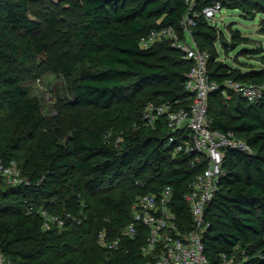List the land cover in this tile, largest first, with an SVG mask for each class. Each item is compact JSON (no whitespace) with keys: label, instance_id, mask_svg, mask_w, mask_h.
<instances>
[{"label":"trees","instance_id":"1","mask_svg":"<svg viewBox=\"0 0 264 264\" xmlns=\"http://www.w3.org/2000/svg\"><path fill=\"white\" fill-rule=\"evenodd\" d=\"M29 1L0 0V109L15 119L9 133L3 132L8 137L0 141V158L15 160L31 183L2 184L0 176L4 185L0 186V250L12 264H154L152 257L139 252L145 232L133 242L122 240L115 251L101 248L96 236L103 229L109 238L119 236L131 220L137 196L167 184L173 188L182 223L189 228L183 194L202 167H190L183 154L173 156L165 145L170 130L162 121L155 128L143 125L141 115L149 101L189 106L192 93L184 83L191 62L167 42L146 49L138 45L140 36L157 27L159 19L178 27L187 9L185 0H139L131 8H126L124 0H78V10H72L80 19L74 30L78 47L71 59L58 57L53 71L70 76L78 67L94 64L95 70H87L70 85V106L107 110L126 102L131 104L137 128L111 132L110 138L100 130L71 129L67 144L49 139L48 147L38 143L26 147L37 139L41 117L12 67L20 52L10 39L21 36L41 54L61 16L47 10L31 17ZM239 2L249 0H226L223 7L241 9ZM213 31L214 26L201 16L193 34L199 48L209 54L207 74L221 84L230 77L213 67L217 39ZM147 87L152 92L145 95L142 91ZM207 103L212 127L233 131L253 152L228 149L225 153L219 189L205 210L204 254L212 264L219 263L221 253L232 256L234 264H264V96L252 104L235 94L226 99L219 88L209 93ZM228 106L234 114L228 113ZM251 109L256 118L248 114ZM223 115H230L233 123L222 119ZM117 135L121 141L115 143ZM74 172L85 177L82 186L74 180ZM113 183L127 188L118 197L98 198L111 210L108 218L78 198L81 189L94 196ZM68 188L61 207L54 210L49 200L56 190ZM42 208L60 216L70 213L71 218L62 228L52 225L44 230L39 215Z\"/></svg>","mask_w":264,"mask_h":264},{"label":"built area","instance_id":"2","mask_svg":"<svg viewBox=\"0 0 264 264\" xmlns=\"http://www.w3.org/2000/svg\"><path fill=\"white\" fill-rule=\"evenodd\" d=\"M226 0H185L186 12L180 25L163 24L140 36L138 45L142 49L150 48L159 42H167L191 62L186 74L184 87L192 93L188 107H176L169 101H149L142 110L141 123L155 128L162 121L171 134L165 141L172 155L188 156L190 167L201 165V171L188 184L183 194V203L187 206L189 228L182 223L177 211V200L171 185H164L158 191H146L138 195L131 206V220L121 228L119 236L109 238L107 230L97 232V244L106 251H115L121 241L133 242L145 232V240L139 246L143 257H152L154 264H212L204 254L203 234L207 228L205 210L219 189L223 175L222 163L228 149L252 153V147L233 131H221L212 127L207 116L208 95L222 88L226 99L239 95L247 102L256 104L264 96V86L232 79L219 84L207 74L209 54L199 48L193 30L202 16L213 25L216 14L222 11ZM110 132L107 138H110ZM121 141L117 135L115 143ZM0 176L9 185H30L15 160L4 162L0 158ZM28 206V212L32 211ZM42 228L50 229L65 226L71 214L62 216L40 209ZM73 220V219H72ZM0 264H12L0 250ZM218 264H234L232 256L221 253Z\"/></svg>","mask_w":264,"mask_h":264},{"label":"rangeland","instance_id":"3","mask_svg":"<svg viewBox=\"0 0 264 264\" xmlns=\"http://www.w3.org/2000/svg\"><path fill=\"white\" fill-rule=\"evenodd\" d=\"M124 1L126 8H131L139 0ZM239 3L241 9L223 8L220 13L216 14L213 24V32L217 36L213 43L215 51L213 67L219 73L228 74L230 77L228 79L236 77L239 80L264 86V0ZM77 4L78 0L29 1L31 17L47 10L49 13L57 12L61 16V22L50 31L51 36L45 52L37 54L32 43L21 36H13L10 39L17 45L20 52L12 67L19 76L22 86L29 93L30 102L38 108V114L41 117L37 139L27 144L26 147L36 143L48 147L49 139H56L57 143L67 144L71 129L82 131L84 128H91L100 130L104 136H109L110 132L132 131L137 128L131 104L126 102L114 104L107 110L96 107L76 110L70 106V85L87 70H95L97 67L94 64L87 63L83 67H78L70 76L53 71L58 57L61 60L71 59L78 47L74 30L75 24L80 19L77 13L73 12L78 10ZM66 8L68 12L63 11ZM117 27L123 26L118 24ZM152 61L153 59L147 60V62ZM151 92L152 88L149 87L143 88L142 91L145 95ZM235 103L236 101L231 102L230 108ZM230 108L229 106L226 108L228 113L234 114ZM248 114L255 118L257 116L254 109L249 110ZM221 118L230 124L233 123L230 115H223ZM14 120L4 108L0 109V141L7 140L8 135H3V132L9 133L8 128ZM73 174L74 180H78L79 185L82 186L85 177L78 172ZM60 176L68 182L69 179L72 180L67 175ZM1 183L8 184L4 180ZM2 184L0 186H4ZM126 188L124 184H106L94 196L81 189L79 191L81 197L78 196V198L81 199L83 205L89 203L95 211H99L105 218H108L111 210L107 208L105 202H99L98 198L118 197ZM67 191L69 188L56 190L57 193L49 200L54 210L61 207L62 197Z\"/></svg>","mask_w":264,"mask_h":264}]
</instances>
